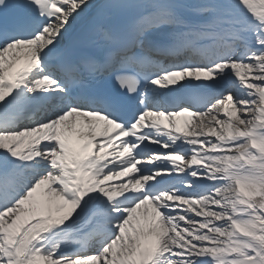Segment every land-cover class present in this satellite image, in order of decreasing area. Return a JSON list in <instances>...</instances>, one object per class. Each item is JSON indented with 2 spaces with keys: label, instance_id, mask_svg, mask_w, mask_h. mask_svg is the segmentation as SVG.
Wrapping results in <instances>:
<instances>
[{
  "label": "snow or ice",
  "instance_id": "1",
  "mask_svg": "<svg viewBox=\"0 0 264 264\" xmlns=\"http://www.w3.org/2000/svg\"><path fill=\"white\" fill-rule=\"evenodd\" d=\"M9 7L0 264H264V0Z\"/></svg>",
  "mask_w": 264,
  "mask_h": 264
}]
</instances>
